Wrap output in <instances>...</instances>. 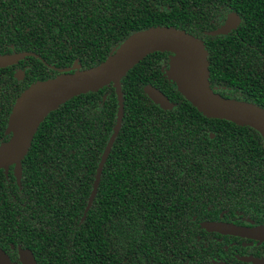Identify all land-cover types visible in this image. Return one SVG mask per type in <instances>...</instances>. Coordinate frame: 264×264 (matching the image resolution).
<instances>
[{
    "label": "trees",
    "instance_id": "1",
    "mask_svg": "<svg viewBox=\"0 0 264 264\" xmlns=\"http://www.w3.org/2000/svg\"><path fill=\"white\" fill-rule=\"evenodd\" d=\"M229 13L239 26L209 36ZM151 28L198 39L211 89L264 110V0H0V56L24 55L0 67V145L31 85L94 68ZM170 56L150 54L120 80L121 125L92 199L117 117L112 84L47 115L19 183L13 166L0 169V248L13 262L21 247L37 264H213L235 240L201 223L245 218L264 226L263 138L193 107L166 76ZM146 86L174 107L156 106Z\"/></svg>",
    "mask_w": 264,
    "mask_h": 264
},
{
    "label": "water",
    "instance_id": "2",
    "mask_svg": "<svg viewBox=\"0 0 264 264\" xmlns=\"http://www.w3.org/2000/svg\"><path fill=\"white\" fill-rule=\"evenodd\" d=\"M239 24L235 14L228 15L223 26L209 33L210 36L226 35ZM170 53L167 78L177 91L201 114L229 121L238 126H247L258 132L264 140V110L245 102L225 99L216 94L209 84L208 61L203 44L196 38L170 28H151L131 35L100 65L73 73L60 75L55 79L37 82L25 90L17 99L8 119L7 132L10 139L0 145V169L7 172L13 166L14 177L19 183L21 160L28 151L39 125L49 113L70 98L96 92L112 84L118 100L117 117L112 135L103 152L94 182L93 198L103 163L118 133L123 115L120 80L145 57L154 53ZM178 52H182L180 56ZM24 55L0 56V67L16 63ZM171 68L173 71L171 73ZM21 80L23 73L16 74ZM146 96L163 110L174 105L160 91L152 86L144 88ZM205 231L264 241V226L243 227L223 222L201 224ZM18 262H13L0 248V264H37L32 252L17 247ZM253 264H264L254 259Z\"/></svg>",
    "mask_w": 264,
    "mask_h": 264
},
{
    "label": "flooded vegetation",
    "instance_id": "3",
    "mask_svg": "<svg viewBox=\"0 0 264 264\" xmlns=\"http://www.w3.org/2000/svg\"><path fill=\"white\" fill-rule=\"evenodd\" d=\"M230 14L237 15L236 13L227 14L225 19L223 20V23L219 27L224 25L228 15H230ZM237 17L239 18L238 15H237ZM239 24H240V18H239ZM239 24L237 25V27L239 26ZM219 27H217V28H219ZM235 29H231L226 35H228L232 31H234ZM209 33H208V35H209ZM216 36H218V35H216ZM17 73H19V72L17 71ZM211 222H223V223H229V224H233L236 226H243V227L262 226V225H257L255 223H253L252 221L245 219V218L238 219L239 223L238 222L236 223L233 220H230V221H211ZM203 223H205V222H203ZM203 223H201V224H203ZM208 233L217 234V235L222 236V237L227 236V237L235 240V241L229 243L227 246L226 245L222 246L223 252L220 253V260L212 261L213 264H253L252 261L254 259L264 260V241L251 240V239L240 238V237H235V236H230V235H221L218 233H211V232H208ZM218 241H221V239H218ZM234 247L235 248H241L242 250H245V251L243 253H238L237 252L238 249H233ZM229 250H232L233 252L231 253ZM17 262H18V260H17Z\"/></svg>",
    "mask_w": 264,
    "mask_h": 264
},
{
    "label": "bare ground",
    "instance_id": "4",
    "mask_svg": "<svg viewBox=\"0 0 264 264\" xmlns=\"http://www.w3.org/2000/svg\"><path fill=\"white\" fill-rule=\"evenodd\" d=\"M178 54H179L180 56H183V53H182V52H178Z\"/></svg>",
    "mask_w": 264,
    "mask_h": 264
},
{
    "label": "rangeland",
    "instance_id": "5",
    "mask_svg": "<svg viewBox=\"0 0 264 264\" xmlns=\"http://www.w3.org/2000/svg\"><path fill=\"white\" fill-rule=\"evenodd\" d=\"M172 71H173V68H171V73H172Z\"/></svg>",
    "mask_w": 264,
    "mask_h": 264
}]
</instances>
